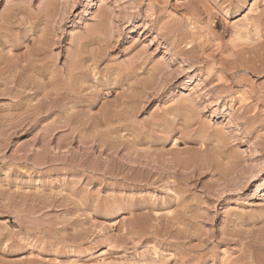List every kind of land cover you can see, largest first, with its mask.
Wrapping results in <instances>:
<instances>
[{"label": "rangeland", "instance_id": "rangeland-1", "mask_svg": "<svg viewBox=\"0 0 264 264\" xmlns=\"http://www.w3.org/2000/svg\"><path fill=\"white\" fill-rule=\"evenodd\" d=\"M0 264H264V0H0Z\"/></svg>", "mask_w": 264, "mask_h": 264}, {"label": "bare ground", "instance_id": "bare-ground-1", "mask_svg": "<svg viewBox=\"0 0 264 264\" xmlns=\"http://www.w3.org/2000/svg\"><path fill=\"white\" fill-rule=\"evenodd\" d=\"M96 29H98V28H96ZM92 33V32H91ZM98 33V32H97ZM96 35V34H95ZM98 42V41H97Z\"/></svg>", "mask_w": 264, "mask_h": 264}]
</instances>
